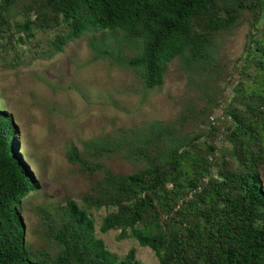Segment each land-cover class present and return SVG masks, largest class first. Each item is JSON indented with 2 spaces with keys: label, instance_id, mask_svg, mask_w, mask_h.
Instances as JSON below:
<instances>
[{
  "label": "trees",
  "instance_id": "obj_1",
  "mask_svg": "<svg viewBox=\"0 0 264 264\" xmlns=\"http://www.w3.org/2000/svg\"><path fill=\"white\" fill-rule=\"evenodd\" d=\"M14 10L24 16L15 28L27 35L34 25L65 24L68 33H58L52 42L56 51L90 31L115 38L120 33L119 52H134L115 56L146 89L162 85L168 64L181 59L213 89L205 91L201 108L195 103L186 114L200 123L224 115L230 121L225 140L232 148L218 158L212 142H199L214 136L218 125L190 135L161 121L133 134L135 144H117V152L128 144L124 158L142 164L131 173L80 159L99 177L83 195L84 206L67 199L54 212L40 208L49 248L35 251L26 241L21 203L39 182L17 151L12 116L0 109V264H143L135 247L121 258L97 236L89 209L102 207L110 211L100 231L120 230V239L135 238L155 252L159 264H264V27L259 29L264 0H0V40L11 32ZM244 21L249 41L232 98L212 104L222 37ZM91 45L111 53L106 42ZM87 148L96 157L112 152L113 144L90 141Z\"/></svg>",
  "mask_w": 264,
  "mask_h": 264
},
{
  "label": "rangeland",
  "instance_id": "obj_2",
  "mask_svg": "<svg viewBox=\"0 0 264 264\" xmlns=\"http://www.w3.org/2000/svg\"><path fill=\"white\" fill-rule=\"evenodd\" d=\"M13 12L11 32H5L0 40V109L12 116L17 151L39 182V189L21 203L26 241L35 251L49 248L40 208L54 212L67 199L84 206L83 195L99 177V172L87 170L86 164L103 161L115 173H131L141 167L138 161L124 158L128 144L122 152H117V144L125 141L135 144L133 134L140 135L152 124L176 123L178 129L190 135L218 125L214 136H202L199 142L206 139L212 142L218 158L232 148L225 140V128L230 121L224 115L218 118L212 114L200 123L186 114L195 103L197 109L201 108L206 101L205 91L213 89L209 83L205 86L202 77L189 73L181 59L168 64L162 85L146 89L138 74L115 56L119 53L124 59L134 52L129 48L119 52L120 33L115 38L108 31H90L68 41L62 51H56L52 42L58 33H68L65 24L51 28L34 25L32 35H27L15 28L24 16ZM263 27L264 20L259 29ZM249 31L250 25L244 21L234 32L222 37L218 54L221 74L213 80L216 94L212 104L223 105L231 100ZM92 42L96 48L100 42H106L111 53L95 50ZM184 115L186 118L181 120ZM102 140L111 142L113 151L94 157L87 144ZM74 151L79 159H71ZM83 158L86 164L81 162ZM89 211L95 220L97 236L109 250L122 258L135 247L143 264H159L155 252L141 246L135 238L120 239V230L100 231L110 208Z\"/></svg>",
  "mask_w": 264,
  "mask_h": 264
}]
</instances>
